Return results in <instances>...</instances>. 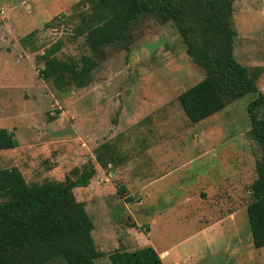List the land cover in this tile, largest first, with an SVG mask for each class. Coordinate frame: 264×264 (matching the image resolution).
I'll use <instances>...</instances> for the list:
<instances>
[{"label":"rangeland","instance_id":"1","mask_svg":"<svg viewBox=\"0 0 264 264\" xmlns=\"http://www.w3.org/2000/svg\"><path fill=\"white\" fill-rule=\"evenodd\" d=\"M79 1L0 0V129L10 132L16 145L0 151V169L16 167L26 183L59 182L71 169L79 171L89 162L97 168L92 150L104 140L114 141L113 133L124 129L121 137H129L124 146H130L133 135H144L145 126L155 123L170 129L167 137L161 136L163 150L157 157L165 163L170 154L178 153L179 162L189 164L160 183L174 189L151 197L148 212L147 200L125 202L130 187L110 177L107 169L99 172V178L94 175L88 188L72 189L92 222L90 235L102 254L96 264H109L107 255L122 245L133 251L147 244L166 251L163 264L188 255L189 264H264V247H252L245 215L254 162L260 156L249 136L246 114L256 94H247L190 125L177 96L199 82L203 71L185 54L175 26L151 17L134 23L126 50L120 46L104 50L105 58L92 71L88 86L54 90L38 78L36 69L41 64L35 57L56 40L61 42L57 58L88 54L82 37L71 36L85 10L75 6ZM231 9L233 57L241 66L259 68L255 87L264 95V0H232ZM45 23L50 24L45 27ZM132 115L140 127L127 129ZM256 116L264 119V104L256 109ZM202 140L208 148L203 156L198 146ZM120 187L121 194L117 193ZM187 190L206 196L199 206L203 210L196 211L197 204L191 201L188 206H170ZM232 213L231 234L226 221L194 234L202 215L214 223Z\"/></svg>","mask_w":264,"mask_h":264},{"label":"trees","instance_id":"2","mask_svg":"<svg viewBox=\"0 0 264 264\" xmlns=\"http://www.w3.org/2000/svg\"><path fill=\"white\" fill-rule=\"evenodd\" d=\"M231 4L232 0H81L75 6L85 10L78 15L71 36L82 37L88 54L57 58L61 42L56 40L35 57L41 64L36 71L38 78L58 92L85 88L91 83L92 71L104 60L107 47L128 48L129 33L139 19L151 17L160 24L172 23L185 54L203 71L199 82L177 96L190 125L247 94H256L247 104L246 114L248 133L260 156L254 162L245 215L251 245L259 249L264 247V119L257 118L256 109L264 104V95L255 87L259 68L241 66L233 57ZM15 147L11 133L0 129V151ZM92 156L102 170L120 164L110 142L98 145ZM94 174L95 167L89 162L79 171L71 169L62 181L26 183L16 167L0 169V264H96L102 254L90 235L92 222L83 202L76 201L72 193L74 188L87 187ZM123 191L122 187L117 189L119 194ZM124 200L134 203L129 196ZM107 259L109 264H161L150 247L116 249Z\"/></svg>","mask_w":264,"mask_h":264},{"label":"crops","instance_id":"3","mask_svg":"<svg viewBox=\"0 0 264 264\" xmlns=\"http://www.w3.org/2000/svg\"><path fill=\"white\" fill-rule=\"evenodd\" d=\"M128 123L129 125H127V129L140 127L139 126L140 121L138 122L137 119L133 117V115L130 117ZM159 126L160 125H156L155 123L153 124L150 123L149 125H146L145 127L147 128L145 129V134L144 135L141 134L142 136L140 137L133 135L135 141H133V144L130 146L129 145L124 146L127 140L129 139V137L126 140L123 139V136L121 137V135L124 132H120V131L124 129H120V131L113 133L114 135L111 138L114 139V141L108 140V142L112 143L115 146V149L117 151L116 159L119 161L118 163L120 164H118L113 169H109L107 174L110 177L113 176L115 178L122 179L124 183L128 187H130V190L127 189L129 190L127 195L133 198L134 203H140L147 200L146 203L147 212L150 210L149 204L151 197L161 196L162 194L165 193L167 194L169 193V190L174 189L173 185L169 186V184H166L164 187L160 185V183L165 179H167V177L171 176L173 173L178 171L179 168H184L186 164H189V161L180 163L178 158V153L175 157H173L172 154H170V157L165 161V163L162 157H157V156H161V150H163L162 149L163 145L160 144L159 141L163 137H167L166 135H168L170 131V129L166 130V128L163 129L160 128ZM164 131H168V132L164 134ZM105 141L107 140H104V142ZM199 143H198V146L200 147L199 153L200 155L203 156L207 154L208 148L205 147L204 140L199 141ZM94 164L97 166V168H95L94 175H96V178H99L100 177L99 172L102 171L103 173L104 170H102L96 163ZM107 167H109V165ZM207 187L210 190L212 189L210 185H208ZM179 188L180 187L178 185L175 187V189L177 190ZM186 193L187 195L180 198V200L177 202L173 201L170 204V206L172 205L179 207L188 206L189 202L191 201L197 204L196 211L203 210L202 207L199 206L205 201L206 196L202 197L201 194H195L194 191L190 192L188 190L186 191ZM177 196H179V193L177 194ZM196 197L198 199L195 201ZM135 212L136 211H132L133 214L140 213V211H138V213ZM233 215L234 213L229 214L220 221L217 222L215 221L214 223H212L211 218L207 219L202 215L201 222L199 223L200 227L194 234H204V232H206L207 229L211 227V225L213 226V224L219 225L221 227L224 221L228 222L227 229L230 228L228 231L231 234L232 230L235 227V225L232 224ZM134 224L136 225V227H139L137 226L136 222H134ZM145 231L149 232V230L146 227H145ZM126 232L127 234L130 233L129 230ZM220 233L226 235V231L224 230V228L220 229ZM189 238L191 237H187L186 239ZM147 245L148 246L146 247L152 248L155 254L157 255V257L159 258L161 264H163L162 263L163 257H160V255H162V253L166 251L162 250L161 252H158L151 244H147ZM124 247L126 248V246L122 245L120 249L126 250ZM166 256L168 255L166 254L164 257ZM191 258L192 257L189 255L187 257L185 256L179 257L178 259H174L173 261H171L169 264H189L188 260H190Z\"/></svg>","mask_w":264,"mask_h":264},{"label":"built area","instance_id":"4","mask_svg":"<svg viewBox=\"0 0 264 264\" xmlns=\"http://www.w3.org/2000/svg\"><path fill=\"white\" fill-rule=\"evenodd\" d=\"M166 255V252H163L162 255H160V257H164Z\"/></svg>","mask_w":264,"mask_h":264},{"label":"water","instance_id":"5","mask_svg":"<svg viewBox=\"0 0 264 264\" xmlns=\"http://www.w3.org/2000/svg\"><path fill=\"white\" fill-rule=\"evenodd\" d=\"M55 32H57V33H58L59 31H55ZM60 32H62V33H63V32H65V30H62V31H60ZM135 213H138V212H135Z\"/></svg>","mask_w":264,"mask_h":264}]
</instances>
